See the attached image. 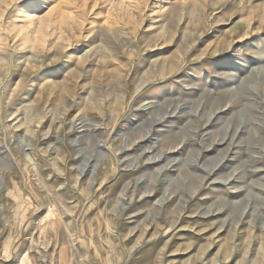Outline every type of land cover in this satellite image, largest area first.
Masks as SVG:
<instances>
[{"label": "rangeland", "instance_id": "obj_1", "mask_svg": "<svg viewBox=\"0 0 264 264\" xmlns=\"http://www.w3.org/2000/svg\"><path fill=\"white\" fill-rule=\"evenodd\" d=\"M0 264H264V0H0Z\"/></svg>", "mask_w": 264, "mask_h": 264}, {"label": "bare ground", "instance_id": "obj_2", "mask_svg": "<svg viewBox=\"0 0 264 264\" xmlns=\"http://www.w3.org/2000/svg\"><path fill=\"white\" fill-rule=\"evenodd\" d=\"M239 92V91H238ZM252 92H254V91H252ZM247 93V92H246ZM248 93H250V92H248ZM247 93V94H248ZM250 98V97H249ZM250 100V99H249ZM165 110V109H164ZM178 181H176V183H174V187L175 188H177V189H181V186L184 184V182L187 180V178H185V179H177ZM189 180V179H188ZM191 182H192V184H194V183H197L198 181H199V178L198 177H196V176H194V177H192L191 179Z\"/></svg>", "mask_w": 264, "mask_h": 264}]
</instances>
